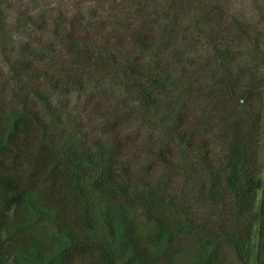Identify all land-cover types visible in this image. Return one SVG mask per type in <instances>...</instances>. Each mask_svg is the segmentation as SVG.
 <instances>
[{"label":"trees","instance_id":"16d2710c","mask_svg":"<svg viewBox=\"0 0 264 264\" xmlns=\"http://www.w3.org/2000/svg\"><path fill=\"white\" fill-rule=\"evenodd\" d=\"M9 1L1 32L33 34L6 58L0 264H249L259 188L264 264L260 28L227 0Z\"/></svg>","mask_w":264,"mask_h":264},{"label":"rangeland","instance_id":"374dc122","mask_svg":"<svg viewBox=\"0 0 264 264\" xmlns=\"http://www.w3.org/2000/svg\"><path fill=\"white\" fill-rule=\"evenodd\" d=\"M12 5H16L20 3L22 5V9H26L29 4H32L29 0H10ZM227 0L228 8L237 13L238 15H242L251 21L253 25L259 27L261 30V39L264 43V19H261L260 10H264V0ZM37 3H42V1H38ZM32 9V7H31ZM12 10H10V14ZM23 29V28H22ZM21 29V30H22ZM20 30V31H21ZM30 34L28 33H17L15 32L12 27H6L5 31L2 33L0 29V113L3 112L7 107L15 104L16 97L14 93L15 91V84H13L12 80H10L11 72L10 66L6 58L8 57H15L17 52L20 50V44L22 42H27L26 40H31ZM12 81V82H11ZM15 100V101H14ZM261 137L259 143V162L261 166V177L264 176V102L261 106ZM83 124L86 127V130L89 132L93 129L90 123L84 121ZM58 133V131H56ZM143 135V134H142ZM24 154H19L12 152L10 156V160L8 162L7 168H14V171H18L22 174L26 173L27 171H32L36 175L32 178V182H39L44 177V170L40 167V164L43 162L42 155L35 151H31ZM32 166V167H30ZM6 167L3 168V170ZM39 184V183H38ZM48 184H53V180L51 177L48 179ZM261 201H262V188H259L257 200L255 203V211L257 214L256 220L252 224L248 222L242 225L240 228L243 231V235L249 244V264H257V257L259 252V243H260V212H261ZM219 219L217 217L214 218L213 223L217 224ZM234 226V225H233ZM238 230L237 224L234 226L233 231L235 232ZM231 260L234 263L239 262V258L237 257L234 251H230ZM69 264H100L96 257L94 259H90L87 253L84 255L81 251L73 250L68 258Z\"/></svg>","mask_w":264,"mask_h":264}]
</instances>
